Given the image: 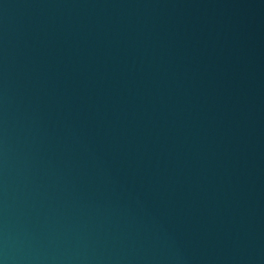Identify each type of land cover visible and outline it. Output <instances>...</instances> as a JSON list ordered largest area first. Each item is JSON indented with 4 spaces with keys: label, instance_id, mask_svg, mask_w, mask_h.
<instances>
[{
    "label": "water",
    "instance_id": "1",
    "mask_svg": "<svg viewBox=\"0 0 264 264\" xmlns=\"http://www.w3.org/2000/svg\"><path fill=\"white\" fill-rule=\"evenodd\" d=\"M0 264H264V0H0Z\"/></svg>",
    "mask_w": 264,
    "mask_h": 264
}]
</instances>
